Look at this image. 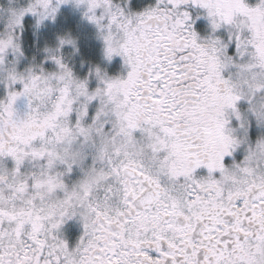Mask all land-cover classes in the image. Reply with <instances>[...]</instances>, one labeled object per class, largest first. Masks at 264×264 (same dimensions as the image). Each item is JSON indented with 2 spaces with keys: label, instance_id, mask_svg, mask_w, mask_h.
<instances>
[{
  "label": "clouds",
  "instance_id": "1",
  "mask_svg": "<svg viewBox=\"0 0 264 264\" xmlns=\"http://www.w3.org/2000/svg\"><path fill=\"white\" fill-rule=\"evenodd\" d=\"M13 94V118L29 123L0 136V207L46 217L41 238L66 241L74 264L92 255L89 241L104 243L97 211L128 213V188L129 220L144 215L125 238L149 240L175 220L199 241L213 203L264 192V0H0V113ZM237 192L246 195L229 201ZM174 208L190 219L165 216ZM245 226L252 237L221 264H264L260 221ZM28 230L3 243L21 250Z\"/></svg>",
  "mask_w": 264,
  "mask_h": 264
},
{
  "label": "snow or ice",
  "instance_id": "2",
  "mask_svg": "<svg viewBox=\"0 0 264 264\" xmlns=\"http://www.w3.org/2000/svg\"><path fill=\"white\" fill-rule=\"evenodd\" d=\"M135 74L136 70L134 67L133 72L129 73L130 78H134ZM151 78L159 80L161 75L156 73ZM14 99L15 94H13L9 103L4 106L6 117L4 113H0V136H2L4 125L7 123H11L14 130L23 128L29 123V121H17L13 118L14 109L12 102ZM153 101L159 102V97L154 96ZM165 131L171 130L165 129ZM13 137L22 139L24 143L28 142V138L17 136L15 131L13 132ZM2 154L5 153L3 141H0V155ZM8 154L14 156L17 163H19L20 157L16 155L15 149L9 148ZM144 179L150 180L149 177H144ZM140 191L142 192L143 188ZM193 195L194 200L190 203H195L201 199L198 193ZM217 195H220V193L217 192ZM242 195H246V193L237 192L235 196L229 193L228 199L232 201ZM136 196L137 189L135 187L126 190L124 203L128 207V213L116 209V214L110 216L105 211H97L96 215L99 223L92 228V231L101 233L97 240H102L104 243L100 245L89 241L84 251L86 254L91 252L92 255L87 261H82L81 264H196L193 257L199 254L200 249L205 251L204 264H221L223 254L230 245L240 247L241 237L244 238L245 243L248 242L253 233L245 225L246 223L252 225L258 219L260 221V231L256 233V236L257 239L264 240V235H261V233H264V192L259 197L243 199L240 204L231 203L226 206L223 203L219 205L213 203V207L218 208V211L211 217V226L204 225L201 229V239L199 241H194L188 235L193 230L191 223L181 227L175 220L166 221L164 226L154 230L151 240L142 239L139 231H136L134 236L129 234L125 238V231H127L125 226L144 215V213L137 212L132 217V221L128 218L134 208ZM212 199L215 201V197ZM164 214L172 217L182 216L186 221L190 219L183 211L175 210V208L173 211H166ZM194 215L197 219H203L199 213H194ZM45 218L38 214L35 216L31 215V213L26 214L23 210L13 211L0 207V264H74L65 252L68 247L66 241L59 240L56 236H52L51 240L47 237L41 238L40 233L44 230L42 221ZM114 221L120 224L121 231L112 230L111 225ZM28 223H30V230L27 231V235L30 242L25 243L21 250H16L12 245L3 243L5 236L14 234L17 238L22 237L25 234L26 224ZM59 223H52V229L58 228ZM139 227L144 228L145 232L148 230L143 223ZM88 228L89 225L86 223V233ZM168 230L175 233L176 239H171L165 235ZM229 236L232 239H225V237ZM81 242L83 243V238ZM145 245H149L152 250L146 248ZM189 249H191L190 254ZM59 252H65L63 261L58 254ZM177 256L183 258L182 262L177 261ZM210 257L214 258V260H210Z\"/></svg>",
  "mask_w": 264,
  "mask_h": 264
},
{
  "label": "flooded vegetation",
  "instance_id": "3",
  "mask_svg": "<svg viewBox=\"0 0 264 264\" xmlns=\"http://www.w3.org/2000/svg\"><path fill=\"white\" fill-rule=\"evenodd\" d=\"M76 234H77V228L74 227V226H71V235H72L73 237H75Z\"/></svg>",
  "mask_w": 264,
  "mask_h": 264
},
{
  "label": "rangeland",
  "instance_id": "4",
  "mask_svg": "<svg viewBox=\"0 0 264 264\" xmlns=\"http://www.w3.org/2000/svg\"><path fill=\"white\" fill-rule=\"evenodd\" d=\"M134 2H135V0H134Z\"/></svg>",
  "mask_w": 264,
  "mask_h": 264
}]
</instances>
